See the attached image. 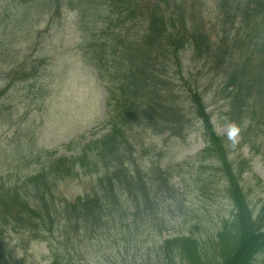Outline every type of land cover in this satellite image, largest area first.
<instances>
[{
	"label": "rangeland",
	"instance_id": "rangeland-1",
	"mask_svg": "<svg viewBox=\"0 0 264 264\" xmlns=\"http://www.w3.org/2000/svg\"><path fill=\"white\" fill-rule=\"evenodd\" d=\"M218 1L184 0L180 4L184 17L182 22L186 27L182 31L185 34L180 36H185L187 44L184 46V41L176 40V43H181L178 46L180 58L176 59V65L170 69L165 82V95L171 96L176 102L186 101V125L187 128L193 127L192 130L188 129L189 137L188 134L182 137L176 129L175 121H171L175 126L169 125L167 131L162 128L165 126L159 127L162 129L158 131H147L137 125L130 127L131 130L123 138L124 143L134 147L123 153L127 156L128 165L137 161L146 169L154 165L162 168L164 160L172 164L175 169V186L169 192L179 195L175 209H182L181 214L189 211L200 217L210 232L216 228L220 219L230 218L234 214L232 204L236 192L224 169L231 171L233 185L237 182L240 192L243 191L255 221L264 220V86L251 85V93L258 86L263 93H258L251 105L258 121L251 122L254 132H247L250 145L241 146L239 151L229 148L223 155L216 152V148L210 149L206 161L197 163L196 155L205 147L202 135L212 140L215 132L232 144L243 143L244 139L236 125L224 123L223 115L228 112L227 101L224 100L228 92L224 86L230 79L226 76L230 72H237L238 79L241 66L246 64L248 69L245 81L252 83L250 80H253L259 58H251L241 52V42L237 44L235 39L221 43L222 17L218 11ZM145 3L148 2L141 1L138 5L142 8ZM23 10L31 14L33 12L31 4L24 6ZM138 10L136 9L135 14ZM116 17L114 15L111 19L114 24ZM45 18L40 26H36L33 21L34 27L30 23L25 24L23 33L12 36L4 33L6 22L0 27V72L3 74L0 77V179L7 182L11 177L13 179L10 180H16L19 176L25 177L27 171L40 168L45 157L40 160L35 157L31 159L30 151L37 154L42 150L52 152L56 157L78 158L84 143L104 136L108 129L104 131L103 128L109 117L101 76L106 81L117 80V72H122L128 66L123 61L122 54H112L106 50L105 53H99L98 48H93L95 42L106 44L111 49L112 40L101 37L100 34L101 29L114 34V31L108 29L109 21L95 28V37L83 39L74 14L63 12L59 17ZM171 20L174 21L168 16L167 21ZM12 21V24L15 23V18ZM138 30L141 41L147 34ZM12 32L14 29H11ZM195 41L202 43V49L195 47ZM208 49L212 51L210 55ZM134 56L135 51L132 54ZM91 60L96 63L94 66L103 68L104 74L91 68L88 62ZM33 61H36L37 67L31 69L30 62ZM8 74H12V84L6 89L8 83L5 78ZM26 75L29 76L28 79L25 78ZM145 88L148 91L151 89L147 84ZM155 88V95H164L163 91H158L157 86ZM235 91L238 92V89ZM236 92L232 94L236 96ZM141 98L142 94L134 102L141 103ZM161 100L163 101L162 98ZM128 101L132 102L133 98L129 96ZM238 104L237 112L241 116V98ZM132 110L136 108L133 107ZM143 123L145 125L146 122ZM81 137L86 139L84 143L80 141ZM78 142L79 146H76ZM223 158L227 159V163H224ZM21 164L25 165L23 168L27 167L25 171L20 172L21 169L17 168ZM200 164L203 165L201 171L198 167ZM102 165L105 166L104 163ZM96 180L95 175L77 168L70 177L59 180L55 186L50 184V191L56 204H69L79 197L90 195ZM25 196L32 205L41 204L37 195L26 193ZM16 213L15 210L13 215L12 212L5 213L11 223ZM7 227L9 233L3 244L4 253L2 252L5 258L0 260V264H48L44 260L49 254L47 242L32 237L28 229L23 230L24 232L14 231V223ZM66 237L61 230L51 237V241L63 245ZM113 256L110 252L102 253L99 262L86 254L87 261H83V264H124L123 258L115 259ZM258 264H264V255L259 257Z\"/></svg>",
	"mask_w": 264,
	"mask_h": 264
},
{
	"label": "trees",
	"instance_id": "trees-1",
	"mask_svg": "<svg viewBox=\"0 0 264 264\" xmlns=\"http://www.w3.org/2000/svg\"><path fill=\"white\" fill-rule=\"evenodd\" d=\"M108 1L115 3L113 8L117 9L133 7L132 0H105V2L104 0H0V27L6 22L7 28L4 29V33H10L9 36H12L23 33L25 24L30 23L34 27L33 21H35L36 26H40L45 17L46 20L53 19L66 12V14H74L80 33L87 38L93 33L95 26L100 25L103 20V12L109 5ZM28 4L33 8L32 14L23 10ZM154 7L156 6L151 7L154 20L150 22V30L152 35L159 33L167 43L165 50L159 54V60L163 58L165 67H168L173 60L171 52L174 41L179 39L186 43L185 36H180L185 34L182 31L186 27L180 22L182 27L180 30L177 22L164 21L167 12L172 14L170 2L164 1L161 11L157 6L156 13ZM219 7L224 17L225 32L228 33V28L230 32L235 25H239L241 52L251 58L259 57L257 68L253 72V80H250L252 83L248 84L245 81L248 69L246 64L241 66V75L238 79L237 72H230L227 76L230 79L225 85L230 108L225 116L226 122L241 126L244 144L249 146L251 140L247 132L253 133L251 122L258 121L251 105L257 94L263 93L259 86L260 90L257 88L251 93L253 88L251 85L264 86V0H221ZM177 12L180 13L179 10ZM13 15L16 17H12ZM14 18L15 23L12 24ZM11 29H14V32L11 33ZM226 39L227 36H224L223 41ZM195 47L202 49V43H196ZM8 52L11 53L10 49ZM207 52L210 55L209 49ZM35 62H30L31 69L37 67ZM2 75L0 72V77ZM152 75L153 73H150V76ZM11 77L12 74H8L5 78V82L8 83L6 89L12 84ZM25 78L28 79L29 76L26 75ZM162 78L166 80L164 75H161ZM233 78H236L235 82H232ZM152 80L154 81L153 76ZM156 81L154 83H157V88L163 91L164 95L159 96L158 99H147L149 103H146L145 107L160 112L159 115L166 122L175 121L180 126V128L177 126L178 131L185 133L188 130L187 126H184L188 118L186 109L171 96L165 95V82ZM236 89L238 92L235 91ZM233 92L237 95H233ZM116 93L114 89H109L112 101L109 104L113 111L118 110L120 105L125 114L119 110L117 115L113 116H117L116 120L113 118L112 121L117 125L103 141L84 146L79 151L78 158H54L47 154L40 168L27 171L25 177L19 176L16 180H10L13 179L11 177L8 182L0 179V260L3 261L5 258L2 252L6 235L9 233L7 225L14 223V231L24 232L23 230L28 229L32 237L48 243L50 255L47 259L50 264H83V261H87L86 254L100 262V255L108 252L114 254L115 259L123 258L124 264H258L259 257L264 255V226H262L264 220L255 221L246 197L242 194L243 191L240 192L237 182L234 185L232 183L234 179L230 176L231 171L224 169L236 192V197L233 198L234 217L230 223L223 220L220 226H216L210 232V229L205 228V223L200 217L194 216L189 211L181 214L182 209H175L179 198L169 193L173 180L170 176L171 167L163 171L157 170V173L151 175L143 174L144 171L142 172L137 164L131 163L135 167L128 165L127 156L121 151L119 153L121 148L120 144L117 146L119 136H124L126 130L116 121L130 120L133 113L129 108L138 105L135 102L117 100ZM0 95H2L1 89ZM240 97L241 116L237 112ZM139 107L136 109H141L143 104ZM147 111L144 110L142 116H147L148 128H151L159 122L152 119ZM212 136L214 138L211 149L216 148V152L223 155L224 148H229L230 144L215 135ZM32 153L33 151H30L31 159L33 157L39 159L43 152ZM77 168L95 175L97 180L91 194L79 197L71 204H56L50 191L52 186H55L59 180L70 177ZM26 169L27 167L19 168L20 172ZM150 177H155L156 181H150ZM26 193L37 195L41 204L32 205L25 196ZM14 210L17 213L11 223L5 213L12 212L13 215ZM61 230L67 235L63 245L51 241V237ZM168 234L171 235L167 236Z\"/></svg>",
	"mask_w": 264,
	"mask_h": 264
}]
</instances>
